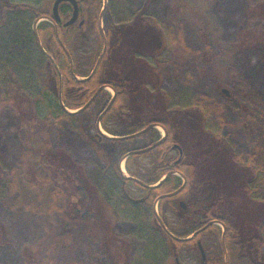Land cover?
Returning a JSON list of instances; mask_svg holds the SVG:
<instances>
[{
  "label": "trees",
  "instance_id": "1",
  "mask_svg": "<svg viewBox=\"0 0 264 264\" xmlns=\"http://www.w3.org/2000/svg\"><path fill=\"white\" fill-rule=\"evenodd\" d=\"M54 1L38 0V6H32L26 3L12 5L11 0H0L4 12L1 27L7 25L11 29L7 24V14L30 16L25 21L22 18V24L19 22L16 27L23 31L25 23L23 50L28 52L30 40L34 41L44 62V83L27 99L31 106L29 110L36 119L34 131L28 132L30 147L24 150L20 163L12 168L10 174L0 179V197L5 192L13 198L11 207L55 219L35 245L23 248V264H57L56 250L66 247L86 227L87 216L82 213L87 208V198L83 194L91 200L94 189L85 169L66 153L59 134L53 138L49 127L60 128L64 122L76 123L79 118L83 128L91 122L92 141L100 146L102 141L93 139L97 122L88 118L85 114L87 109H79L101 87L110 88L115 94L111 107L99 119L102 129L117 137L107 139L109 152L119 155L118 161L125 159L130 176L150 186L144 190L138 187L137 200L149 205L153 211L155 201L164 196L158 204L159 215L176 238L189 237L211 221L217 223L206 227L196 239H173L174 255L178 258L185 247L200 256L198 240L206 253V264H264L261 261L264 249V150L256 147L245 159L232 153L218 133H207L201 126L203 117L200 113L215 109V105L211 103L208 107L202 105L203 109L199 108V104L207 100L205 96L196 99L194 106L186 111L190 113L187 119L181 116L183 112L165 108H157L148 115L144 113L147 104L164 103L159 96V86L160 72L165 63L155 59L161 40L151 20L137 17L129 23L116 25L107 16L102 27L103 0H76L81 20H84L83 26H58L57 37L52 15ZM65 6L69 8V11L63 10L67 19L71 7ZM31 17L35 27L30 32ZM176 43L188 51L182 43L181 32ZM89 45L92 50L85 49ZM26 55L22 54L17 59L0 57V83L11 91L13 88L24 90L28 86L27 78L32 77L31 71L25 69L23 59ZM154 62L156 67L152 65ZM102 92L104 90L99 94ZM18 103L16 95L11 92L0 104ZM216 112L219 125L224 126L217 106ZM150 124L160 126L168 133L166 145H178L184 150L180 165L173 166L178 157L174 159L173 153H169L164 161V165L168 162L171 171L186 179L185 187L177 195L166 196L182 186L183 180L178 175L153 186L167 172L153 169V178L143 180L137 163L152 153L128 157L129 148L117 147L119 142ZM190 147L192 150L188 152ZM37 160L40 161L38 168L36 166L39 165L33 166ZM206 160L209 161L207 164ZM127 183L132 181L127 180ZM195 186L197 195L192 196ZM127 188L124 186V190ZM142 196L145 198L141 200ZM181 199H188L184 211L178 204ZM171 215L173 217L170 218ZM92 220L99 222L97 218ZM5 238L6 233L3 235ZM205 240H210L211 248L206 247Z\"/></svg>",
  "mask_w": 264,
  "mask_h": 264
},
{
  "label": "rangeland",
  "instance_id": "2",
  "mask_svg": "<svg viewBox=\"0 0 264 264\" xmlns=\"http://www.w3.org/2000/svg\"><path fill=\"white\" fill-rule=\"evenodd\" d=\"M11 3L38 6V0H11ZM101 11L102 27L107 16L116 25L142 17L156 26L154 30L161 44L155 59L165 63L159 86V96L164 103L147 104L145 114L154 113L157 108L185 112L194 106L196 99L205 96L207 100L202 101L199 108L211 103L215 105V109L200 113L203 117L201 126L207 133H218L232 153L245 159L256 147L264 150V0H103ZM2 15L0 4V57L17 59L26 53L23 59L25 69L31 71L33 78H27L28 86L21 91L17 88L11 91L0 83V103L11 92L19 101L14 105L0 104V179L10 174L20 163L24 150L30 147L28 132L34 131L36 119L29 110L31 106L27 99L45 80L38 45L30 40V49L25 52V23L23 31L16 27L30 16L7 14L10 29L7 25L1 27ZM29 22L31 32L35 27L32 17ZM179 32L187 52L176 43ZM86 48L92 50L93 47ZM152 65L156 67L155 62ZM221 90H226L229 96L226 97ZM113 96L114 92L109 88L99 94L85 113L88 118L96 122L98 114ZM216 106L220 109L224 126L219 125ZM75 122H64L60 128L51 125L49 129L53 138L60 135L66 153L85 169L94 189L89 213L94 215L93 218L98 217L99 222L87 216L85 229L78 232L66 247L56 250V263L175 264L173 247L170 242L166 245L159 232L161 229L155 223L154 215L158 214V209L153 214L150 208H140L126 198H120L121 182L114 176L119 172L118 155L109 152L107 140H102L100 146L92 142L91 122L86 128L81 126L80 118ZM99 130L102 135L110 137L100 125ZM154 131L158 135L157 128ZM150 140V135H142L123 140L117 147L134 149ZM190 150L191 147L188 152ZM208 162L206 160V164ZM38 163L37 160L33 166ZM119 173L128 176L124 161ZM196 186L192 196L197 195ZM2 195L0 264H23V248L35 245L55 219L15 209L11 207L13 198L5 192ZM180 201L186 207L188 199ZM4 233L7 235L5 239ZM205 241L206 247L211 248L210 240ZM261 261L264 262V249ZM178 262L200 264V256L193 249L183 247Z\"/></svg>",
  "mask_w": 264,
  "mask_h": 264
},
{
  "label": "flooded vegetation",
  "instance_id": "3",
  "mask_svg": "<svg viewBox=\"0 0 264 264\" xmlns=\"http://www.w3.org/2000/svg\"><path fill=\"white\" fill-rule=\"evenodd\" d=\"M65 5H67V6H70L71 7V13H70V16L67 18V19H65V14H64V12H63V10L65 9V10H68L69 11V8H65L66 6ZM53 6H54V3H53ZM53 6H52V15H53ZM65 6V7H64ZM77 7H78V17H77V19H76V21H74L71 25H68V26H65V24L71 19V17H72V14H73V7H72V5L70 4V3H67V2H62L61 4H59V6H58V8H57V15H58V18H59V20L57 21L56 19H55V17H54V15H53V22H54V26H55V30H56V36L58 37V33H57V29H58V26H62L63 28H66V27H69V26H72V25H78L79 26V28H81L82 26H83V24H84V20H81V15H80V6L77 4ZM102 26V25H101ZM103 26H104V24H103ZM105 46V45H104ZM106 49V48H105ZM104 49H103V53H104ZM104 91L106 90V88L105 89H103ZM111 90V89H110ZM113 91V90H112ZM114 92V91H113ZM221 92H222V90H221ZM99 95V94H98ZM97 95V96H98ZM96 96V97H97ZM114 96H115V94H114ZM113 96V97H114ZM95 97V98H96ZM113 97H111V99L113 98ZM111 99L109 100V102L111 101ZM94 101V100H93ZM92 101V102H93ZM92 102L90 103V105L92 104ZM109 102L106 104V106L104 107V109L98 114V116H97V119H96V122H97V124L98 125H96V130H95V132H94V136H93V139H98L99 141H102V140H107V139H111V138H117V137H115V136H112V135H109L108 133V135L110 136V137H106L105 135H102L103 133H101V131L99 130V119H100V116L102 115V113L105 111V109L107 108V106H108V104H109ZM90 105H89V107H90ZM89 107L87 108V110L89 109ZM196 107H197V104H196ZM86 110V109H85ZM183 112V111H182ZM186 112V111H185ZM185 112H183L184 113V115L182 114L181 116H183L184 118H190V113H185ZM197 113V112H196ZM197 116V115H196ZM195 124H197V121L195 122ZM152 126H154V127H152ZM157 127H156V125L155 124H150L147 128H145V129H142L141 131H139V132H137V133H135V134H133L131 137H128V138H126L125 140H127V139H130V138H138V137H141L142 135H150V137H151V140L149 141V143H147L146 145H144V146H141V147H137V148H134V149H131L130 148V150H131V152H136V153H134V154H139V155H143L144 153H152L149 157H147V158H142V159H139L138 160V163H137V167L139 168V171H140V173H141V175H142V177H143V180H149L150 178H153V176H152V173H153V169L155 170V171H157V172H159V171H167L166 173H165V175H163L158 181H160V180H162L169 172H173V171H171L170 169H169V166L167 165L168 164V162L166 163V165H164V161L166 160V157L168 156V154L170 153V154H172L173 153V155H174V159L176 158V156L178 155V153H179V150L178 149H176V148H173V144H170V145H166V139H167V137H168V133L166 132V134H165V132H164V130H162V129H158L157 128V130H158V135H156L155 134V129H156ZM99 132H100V135H99ZM90 133V132H89ZM90 139H92L91 138V135H90ZM162 140V142L158 145V146H156V147H152L154 144H156L157 142H159V141H161ZM93 142V141H92ZM103 142V141H102ZM150 147H152L150 150H146L147 148H150ZM181 149H182V151H183V155H184V150H183V148L182 147H180ZM130 152V153H131ZM134 154H132V155H134ZM114 156H117V154L116 153H114L113 154ZM118 158H119V155H118ZM123 161L125 162V170H126V161H125V159H123V160H121V161H118V159H117V165H119L118 166V170H119V172H120V169H121V167H122V164H123ZM142 161H144V163H145V165H144V167L142 166ZM170 162V161H169ZM119 163V164H118ZM182 163V161L179 163V165ZM160 164V165H159ZM136 166V165H135ZM157 166L159 167V169H157ZM127 171V170H126ZM119 172H116V173H114V176H115V178L119 181V182H121V186H120V192H121V194H120V198H126L127 200H130L133 204H135V205H137V206H139L140 208L142 207V208H144V209H149L150 208V206L149 205H147V206H145L144 204H141L138 200H137V192L139 191V189H138V187L139 188H143V190L144 189H146V188H148L149 187V185H147V184H145L144 182H142L141 180H139V179H137V178H135V177H132V176H130L129 175V173H128V176H125V175H122L121 173H119ZM175 173V172H174ZM174 175H178V174H174ZM172 176V175H171ZM178 176H180V175H178ZM170 177V176H169ZM181 177V176H180ZM183 177L184 176H182L181 177V179H183ZM131 178H134V179H136V180H132ZM185 178V177H184ZM127 180H130V181H132V183H127ZM140 183H139V182ZM157 181V182H158ZM137 184H138V186H137ZM124 186H127L128 188V190L126 191V190H124ZM83 196H84V198H87V208L89 207V206H91L90 204V199L86 196V194H83ZM145 197L144 196H142V198H141V200L142 199H144ZM162 200V199H161ZM160 200V201H161ZM160 201H158L157 202V200L155 201V204H154V209H153V214H155V210L156 209H158V214L157 215H154V217H155V223H156V225L161 229V231H159V232H161L160 234H161V236L163 235V240L166 242V245H167V243L168 242H170V244H171V241L173 240V238L171 237V233L167 230V228H166V226H165V224H164V222H163V219H162V217H160V215H159V208H158V204H159V202ZM180 203H182L180 200L178 201V204H179V206L182 208V210L184 211V210H186V207H182L181 205H180ZM184 206H185V204H184ZM87 208H85L84 210H83V213H82V215L83 216H90V217H92V216H94L92 213H89L90 212V210L89 209H87ZM151 209V208H150ZM141 210V209H140ZM96 217V216H95ZM93 218V217H92ZM96 218H98V217H96ZM205 226V225H204ZM204 226H202V227H204ZM202 227H200V229L202 228ZM199 229H197L196 231H198ZM201 233V232H200ZM199 233V234H200ZM198 234V235H199ZM192 235V234H191ZM198 235L196 236V237H198ZM173 236V235H172ZM196 237H195V239H196ZM197 242V245H198V243H200V241H196ZM201 244V243H200ZM198 250H199V247H198ZM199 253H200V251H199ZM172 255L174 256V262H175V264H180L179 262H178V258L174 255V251L172 250ZM205 256H206V253H205ZM206 260H207V258H206ZM200 264H201V254H200Z\"/></svg>",
  "mask_w": 264,
  "mask_h": 264
},
{
  "label": "water",
  "instance_id": "4",
  "mask_svg": "<svg viewBox=\"0 0 264 264\" xmlns=\"http://www.w3.org/2000/svg\"><path fill=\"white\" fill-rule=\"evenodd\" d=\"M62 2H67V3H70L71 5H72V7H73V14H72V17H71V19L65 24V26H68V25H71L74 21H76V19H77V17H78V7H77V1L76 0H55L54 1V6H53V15H54V17H55V19L58 21L59 20V18H58V15H57V8H58V6H59V4H61ZM105 48H106V45L104 46V50H105ZM71 64V63H70ZM72 65V64H71ZM95 69H96V67H95ZM95 69H94V71L92 72V74L95 72ZM103 89H105L104 87H101L99 90H98V92L93 96V98L83 107V108H81V109H79V111L80 110H85V109H87L88 107H89V105H90V103L95 99V97L100 93V91H102ZM222 93L226 96V97H228L229 96V94H228V92L226 91V90H222ZM113 99H114V97L111 99V101L109 102V104H108V106H107V108L105 109V111L104 112H106V110H108L110 107H111V105H112V103H113ZM75 112H78V111H75ZM71 114L72 113H74V112H70ZM152 127H154V126H152ZM165 132V131H164ZM165 134H166V132H165ZM162 142V140L161 141H159V142H157L156 144H154L152 147L154 148V147H156V146H158L160 143ZM152 147H150V148H147L146 150H150ZM173 148H176V149H178L179 150V153H178V157H177V159L173 162V166H176L177 164H179L180 162H181V160H182V158H183V151H182V149L178 146V145H173ZM134 153H136V152H131V153H129L127 156L129 157V156H131L132 154H134ZM175 173L174 172H169L162 180H160V181H158L157 182V184L156 185H153V186H158V185H160L164 180H166L169 176H171V175H174ZM132 180H136V179H134V178H131ZM137 181V180H136ZM139 182V181H138ZM140 183V182H139ZM185 185H186V179L183 177V184H182V186L178 189V190H176L175 192H173V193H171V194H168V195H166V196H173V195H177L179 192H181L182 191V189L185 187ZM153 186H151V187H153ZM150 187V186H149ZM164 198V196H162V197H159L158 199H157V202L158 201H160L161 199H163ZM180 205L184 208L185 206H184V204L183 203H180ZM215 224H217L215 221H211L210 223H208L207 225H205L204 227H202L201 229H199L198 231H195L192 235H190L189 237H186V238H176V237H174V236H172L171 235V237L173 238V239H175V240H178V241H187V240H190V239H194L200 232H202L206 227H208L209 225H215ZM198 247H199V251H200V254H201V264H206V256H205V252H204V250H203V248H202V246H201V244L200 243H198Z\"/></svg>",
  "mask_w": 264,
  "mask_h": 264
}]
</instances>
